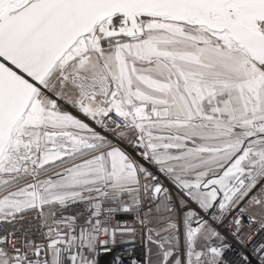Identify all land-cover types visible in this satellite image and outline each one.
<instances>
[{"label": "snow or ice", "instance_id": "snow-or-ice-1", "mask_svg": "<svg viewBox=\"0 0 264 264\" xmlns=\"http://www.w3.org/2000/svg\"><path fill=\"white\" fill-rule=\"evenodd\" d=\"M0 264H264V0H0Z\"/></svg>", "mask_w": 264, "mask_h": 264}, {"label": "built area", "instance_id": "built-area-1", "mask_svg": "<svg viewBox=\"0 0 264 264\" xmlns=\"http://www.w3.org/2000/svg\"><path fill=\"white\" fill-rule=\"evenodd\" d=\"M136 251H137L138 255H142L143 254V246L139 243V241H138V246H137Z\"/></svg>", "mask_w": 264, "mask_h": 264}]
</instances>
